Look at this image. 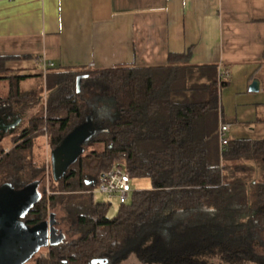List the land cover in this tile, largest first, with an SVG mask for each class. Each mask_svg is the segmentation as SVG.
I'll use <instances>...</instances> for the list:
<instances>
[{
    "label": "trees",
    "instance_id": "trees-1",
    "mask_svg": "<svg viewBox=\"0 0 264 264\" xmlns=\"http://www.w3.org/2000/svg\"><path fill=\"white\" fill-rule=\"evenodd\" d=\"M192 49L161 66L118 65L43 75H14L0 56V117L17 126L0 137V186L45 179L51 151L88 118L95 134L84 153L26 215L29 226L61 208L71 239L42 249L26 264H264V136L229 137L217 65L190 62ZM264 62V55L263 61ZM32 80H35L34 82ZM9 136L10 146L2 144ZM102 144V148L88 145ZM152 188L133 191L109 216L95 200L114 164Z\"/></svg>",
    "mask_w": 264,
    "mask_h": 264
},
{
    "label": "crops",
    "instance_id": "crops-1",
    "mask_svg": "<svg viewBox=\"0 0 264 264\" xmlns=\"http://www.w3.org/2000/svg\"><path fill=\"white\" fill-rule=\"evenodd\" d=\"M189 49L192 64L227 73L249 107L264 94V0H0V56L14 75L161 66ZM43 61L55 66L45 73ZM251 130L264 136V118Z\"/></svg>",
    "mask_w": 264,
    "mask_h": 264
},
{
    "label": "water",
    "instance_id": "water-1",
    "mask_svg": "<svg viewBox=\"0 0 264 264\" xmlns=\"http://www.w3.org/2000/svg\"><path fill=\"white\" fill-rule=\"evenodd\" d=\"M258 80L250 84L251 91H258ZM0 122L5 123L0 117ZM6 125V129L17 126ZM95 134L89 118L72 131L57 148L51 151V176L58 181L70 166L85 151L84 144ZM41 181H34L22 189H16L11 183L0 186V264H26L42 248L65 241V236L55 227L54 215L50 220L29 226L24 221L26 215L39 201ZM107 261L97 259L94 264Z\"/></svg>",
    "mask_w": 264,
    "mask_h": 264
},
{
    "label": "rangeland",
    "instance_id": "rangeland-1",
    "mask_svg": "<svg viewBox=\"0 0 264 264\" xmlns=\"http://www.w3.org/2000/svg\"><path fill=\"white\" fill-rule=\"evenodd\" d=\"M264 77V74H263ZM254 95H257V93H254ZM257 97L253 101H250L249 107L248 105H245L244 98H241V95L238 94L236 91L231 89V86L223 87L220 90V104L221 108L223 110V117L226 120H238L241 123L240 128H233L232 131H230L228 134L231 137L235 138H250V137H261L260 133L252 132V124L255 123L256 120H259L261 118H264V108L262 106V103L264 104V94H260L255 96ZM239 100V101H238ZM239 102V103H237ZM237 104L242 105V107L239 109V114L236 116V106ZM247 104V103H246ZM256 105H261L260 109H256ZM248 108V109H247ZM2 144L4 146H10V138L9 136L5 137L3 139ZM89 148H102V144L97 145H88ZM36 152L40 155H42L47 161L50 160V152L51 149L47 145L46 139H43L41 142L40 147L36 150ZM52 176H51V170L49 167H47V170L45 172V179L42 182V185L40 187V190L42 191L43 188H46V191H48V194L50 192V186L52 183ZM131 186L133 191L138 190H146L152 188V181L149 177H132L131 178ZM95 200L97 201H105L111 203V208L108 212L109 216H114L118 213V210L121 206V203L119 202V199L109 198L107 194L102 193L99 191V187L95 189ZM131 200V197L129 201ZM52 212L55 213L57 222L55 224V227L59 229H63L66 233V236L68 239H71L70 235L67 234V230L69 228V222L65 219H63L66 216L65 211L61 208V206H57V208H50ZM49 220V218H48ZM42 252L46 253V249H42ZM121 264H141L137 259H129L128 261H124Z\"/></svg>",
    "mask_w": 264,
    "mask_h": 264
},
{
    "label": "built area",
    "instance_id": "built-area-1",
    "mask_svg": "<svg viewBox=\"0 0 264 264\" xmlns=\"http://www.w3.org/2000/svg\"><path fill=\"white\" fill-rule=\"evenodd\" d=\"M54 66L55 64L52 61L42 62V67L45 73ZM227 77V73L219 70L220 80H226ZM231 127V123L224 121L221 122L219 129L221 147L228 144L230 137L228 133ZM131 178V175L126 171L125 167L120 163H116L107 172L102 174L99 191L107 194L110 199L116 197L119 199L120 203H126L129 201L133 193Z\"/></svg>",
    "mask_w": 264,
    "mask_h": 264
},
{
    "label": "flooded vegetation",
    "instance_id": "flooded-vegetation-1",
    "mask_svg": "<svg viewBox=\"0 0 264 264\" xmlns=\"http://www.w3.org/2000/svg\"><path fill=\"white\" fill-rule=\"evenodd\" d=\"M6 125H8V123H1L0 122V137H1V135L2 134H6V133H8L12 128H8V129H6ZM40 186H41V184H40ZM56 229L58 230V231H60V232H62V235H64L65 236V239L67 238V236H66V233L64 232V230L63 229H59V228H57L56 227Z\"/></svg>",
    "mask_w": 264,
    "mask_h": 264
}]
</instances>
